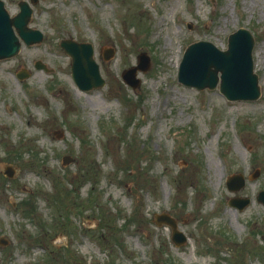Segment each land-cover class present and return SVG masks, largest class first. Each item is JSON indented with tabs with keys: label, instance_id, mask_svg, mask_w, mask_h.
Returning <instances> with one entry per match:
<instances>
[{
	"label": "rangeland",
	"instance_id": "obj_1",
	"mask_svg": "<svg viewBox=\"0 0 264 264\" xmlns=\"http://www.w3.org/2000/svg\"><path fill=\"white\" fill-rule=\"evenodd\" d=\"M3 1L10 15L18 11L19 0ZM31 7L29 26L42 41L0 59V264H264V204L256 200L264 190V0ZM161 17L177 34L170 45L155 25ZM238 27L255 39L257 99L228 100L217 86L177 80L189 43L225 49ZM64 38L91 43L102 86L77 87ZM142 52L150 65L136 70L133 88L121 72ZM233 173L244 179L237 191L226 186ZM232 196L250 200L238 209L227 203ZM160 213L175 218L186 242L174 244L170 226L154 221Z\"/></svg>",
	"mask_w": 264,
	"mask_h": 264
},
{
	"label": "water",
	"instance_id": "obj_2",
	"mask_svg": "<svg viewBox=\"0 0 264 264\" xmlns=\"http://www.w3.org/2000/svg\"><path fill=\"white\" fill-rule=\"evenodd\" d=\"M30 15L31 7L26 1H20L19 11L10 16L3 0H0V59L15 55L21 46L20 39L26 44L41 41L42 32L28 26ZM59 44L71 58V76L80 89H91L104 84L98 64L93 59V49L89 42L62 39ZM253 44L254 37L245 27H239L229 33L226 49H220L207 40L195 41L189 44L183 53L177 78L181 83L197 89L214 88L218 83L219 91L230 100H254L259 97L260 89L258 76L253 69ZM111 54L110 49L103 57L108 58ZM137 59V65L121 72L122 79L133 88L139 85V79L135 78L136 70L145 71L150 65L145 53L138 54ZM35 66L44 67L40 61H36ZM26 75L24 71L19 77L23 78ZM63 159L64 162L70 161L68 156H64ZM8 174L11 172L9 171ZM243 184L244 180L240 173L233 174L227 179L230 190H238ZM256 199L264 203V190L258 192ZM248 202L249 199L246 197H231L228 200L230 205L240 209ZM156 221L170 224L172 239L176 244L185 240L184 235L177 231L175 221L171 217L160 215L157 216Z\"/></svg>",
	"mask_w": 264,
	"mask_h": 264
},
{
	"label": "bare ground",
	"instance_id": "obj_3",
	"mask_svg": "<svg viewBox=\"0 0 264 264\" xmlns=\"http://www.w3.org/2000/svg\"><path fill=\"white\" fill-rule=\"evenodd\" d=\"M164 21H165L164 18L161 17L159 20H157V22H156L155 25H158V26L161 27V26H162V22H164ZM165 24H166V26H165V27L162 26V27L160 28V30H165V31H166V38H165V40H166V44H169V45H170V44H171V36H170V33L174 34V36L177 35V34L171 31V24H170L169 22H165ZM171 56L173 57L172 54L170 55V57H171ZM32 117H33V116H32ZM32 117H31V118H32ZM35 121H37V120L33 117L32 122H35ZM236 146H237V147H240L239 144H236ZM227 162H228V163L232 162V163L236 164L235 166H237V167H238V166H241L240 163H238L237 160H236L235 158H233L232 160L229 159V158H227ZM209 168H211V165H210V164H209ZM217 169H218V166H217L216 163H215V167L213 168V170L216 171Z\"/></svg>",
	"mask_w": 264,
	"mask_h": 264
}]
</instances>
